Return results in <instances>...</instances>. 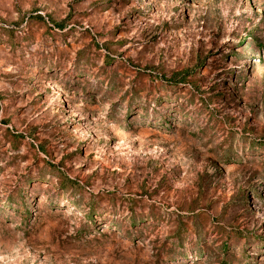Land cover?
I'll return each mask as SVG.
<instances>
[{"label": "rangeland", "instance_id": "obj_1", "mask_svg": "<svg viewBox=\"0 0 264 264\" xmlns=\"http://www.w3.org/2000/svg\"><path fill=\"white\" fill-rule=\"evenodd\" d=\"M0 264H264V0H0Z\"/></svg>", "mask_w": 264, "mask_h": 264}]
</instances>
